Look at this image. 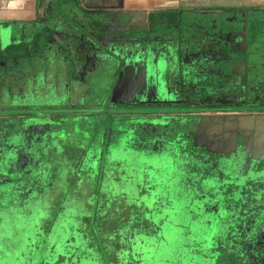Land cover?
<instances>
[{"label":"crops","instance_id":"1","mask_svg":"<svg viewBox=\"0 0 264 264\" xmlns=\"http://www.w3.org/2000/svg\"><path fill=\"white\" fill-rule=\"evenodd\" d=\"M79 12L88 23L77 24L81 30L74 22ZM91 41L98 46L93 49ZM91 50L111 55L113 64H101L104 76L86 72L83 56ZM0 74V91L15 93L22 103L28 101L23 93L35 85L55 93L50 99L58 102L55 107L63 100L77 104L99 89L98 82L105 88L104 102L179 103L185 108L165 113L166 125L176 123L169 132L176 131L186 145L227 160L244 147L247 157L264 161V111L193 109L264 107V0H0ZM158 115L146 125L157 124ZM64 147L66 152L72 147L69 139ZM149 150L144 154H155ZM112 152L125 164L139 153L119 144ZM37 173V189L27 199L58 186L47 158L39 161ZM133 173L140 176L138 169ZM135 181L128 185L146 193L145 181ZM107 192L111 197L113 191ZM144 239L131 238L130 264H147L144 255L153 248Z\"/></svg>","mask_w":264,"mask_h":264},{"label":"flooded vegetation","instance_id":"2","mask_svg":"<svg viewBox=\"0 0 264 264\" xmlns=\"http://www.w3.org/2000/svg\"><path fill=\"white\" fill-rule=\"evenodd\" d=\"M89 46L93 48L98 44L96 41L94 43L91 41ZM97 55L91 50L89 56H83V62L87 64L86 72L95 70L100 76L104 69V67L101 69V64L108 60L111 62L113 59H110L112 57L107 53H102L98 57ZM3 76L4 74H0V82L4 80ZM78 78L81 79L79 76ZM34 88L31 92L23 93V96H30L39 102V106L24 105L22 102L18 103L17 98L15 100L13 98V109H0V115H7L8 112L12 114L11 110H14V113L8 117L7 123L3 122L0 126L1 213H4L6 208L5 198L8 195L15 193L21 199L18 203L22 204V201L36 191L37 164L42 161V158L50 161L51 173L54 176L56 171L54 167L59 163L61 156H65L68 152V150L67 152L59 150L56 158L50 157V151L58 148L57 144H52L54 140L52 134L53 136L62 134L64 120L58 115V106L55 107L56 104L53 105L51 104L53 102L49 101L55 93H52L48 86H42L41 89L34 85ZM103 101L101 100L98 110H108L106 114L109 118L106 120L110 123L109 135L112 142H109L107 147L98 146L96 143L90 145L92 149L95 145L98 148V152L95 153L96 159L103 162L109 161V157L116 158L117 156L110 149L117 147L118 144L124 150L137 149L139 155L144 154L146 149H150L149 152L155 154L151 156L148 154L149 163L145 162L144 166L139 165L135 169H138L140 177L143 173L147 175L148 169L154 170L155 174L152 177L158 175L159 179V182H156V178L153 179L156 185L158 184L154 186L162 187L159 189V194L152 196L150 191L154 186L146 182L143 183L147 187L146 193H138V190L135 191L136 188L128 185L135 179L136 173L135 175L133 173L135 170L131 173H119L120 175H116V183L119 184L118 187L123 186L122 192L113 201L107 192L113 177L109 180V173H103L101 180L102 191L105 193L103 199L105 202H115L118 213H121V219L117 221L119 224L113 230L117 236V249L125 250V260L124 263L122 260L121 264H130L133 261L131 238L137 236L145 238L144 242L147 243L155 240L156 243L164 244L173 237L169 235H174L172 241L170 240L172 245L167 247L165 245L167 252H164L153 264L159 262V264H264L263 257L258 255L264 252V161L247 157L244 147L238 148L235 155L227 160L223 156L186 145L185 141L179 139L176 131L169 132L177 124H170V127L166 125L170 121L166 119L167 116L165 118V113H176L185 108L179 106V103L133 100L109 102L110 106L106 108L108 101ZM124 102H147L148 112L122 111L118 104ZM33 107L38 108L43 112V116L55 120L56 123L30 126L22 129L23 135H17L20 120L29 115ZM210 107L193 109L213 112L264 111L262 106L246 109L224 105L221 106L224 109L220 110H211ZM45 110L51 113L47 116ZM80 114L85 117L88 115L84 111ZM152 114H159V122L154 126L146 125L147 118ZM135 119L138 122H135ZM112 124L116 125L117 129L113 130ZM13 135L16 136V140L8 141ZM32 136L35 140H30ZM132 140L135 141L131 143ZM57 142L60 143L59 139ZM160 146L163 150L159 149ZM157 152L162 154L156 155ZM85 158L82 157L81 162ZM120 176L123 179L119 180ZM136 177L139 176L136 175ZM132 190L137 193L133 192L131 195ZM144 199L147 201L144 202L145 205L140 202ZM139 202L142 211L140 210L139 216L133 217L137 214ZM157 205H159V211ZM184 213L188 216H184ZM194 226H196L195 229ZM183 233L186 234L184 238H182ZM125 238L128 241H124ZM120 244L122 247H119ZM112 257L115 259L116 255ZM0 260H2L1 257Z\"/></svg>","mask_w":264,"mask_h":264},{"label":"rangeland","instance_id":"3","mask_svg":"<svg viewBox=\"0 0 264 264\" xmlns=\"http://www.w3.org/2000/svg\"><path fill=\"white\" fill-rule=\"evenodd\" d=\"M75 14L74 22L76 25L83 26L84 23H87V18L82 13ZM81 26H77V28H81ZM87 77L91 78L92 76L88 73ZM94 84L96 85V83ZM96 89L98 90L92 89L84 100H78L77 104H71V101L63 100L58 105V115L64 120V123H62L63 132L57 136L52 134L54 138L52 144H57L58 148L50 151V157L56 158L59 150L65 152L66 148L64 146L67 139H69L73 148H69L67 154L61 156V161L54 167L56 171L52 183L58 184V186L56 185L57 188L49 190V187H43L41 195H36L37 198L26 199L22 201V204L18 203L21 199L15 193L5 198L6 208L4 213L0 212V257L2 259L0 264H34V260L38 258L51 264L55 261L59 263V255L70 252L73 247H77L83 254H89L84 259L80 258L85 261V264H87V257L91 261H95L93 263L88 262L89 264H104L107 257H111L109 246L113 244L116 238L113 230L119 224L117 221L121 219V213H118L115 202H105L103 199L105 194L102 191L101 183L103 173H109V180L113 177L109 190L113 191L110 196L114 201V198L122 192V188L118 187L119 184L116 183V175L131 173L135 166H138V164L144 166L145 162L149 163L150 159L149 155L145 154L136 155L134 162L128 164L123 163L125 160L121 158L109 157V161L103 162L96 159L95 153L98 152V148L95 145L92 149L90 145L96 143L98 146L107 147L109 142H112L109 135L110 123L106 120L109 118V115L106 114L108 110H98L99 106L97 105L101 103L100 98L103 97L102 101L105 98L104 85H100V82H98ZM25 97L28 101H25L24 105L39 106V102L30 96L26 95ZM13 98L14 100L17 98L15 93L9 94L0 91V109H13ZM49 101L47 102L49 103ZM93 105L95 106L92 107ZM108 106H110L109 102L106 103V108ZM11 111L13 114L14 110ZM83 111L88 114L86 117L81 116L80 113ZM99 111L101 112L99 113ZM9 113L0 115V126L3 122L7 123L8 117L12 115ZM135 122L138 121L135 119ZM113 126L114 124L111 125L113 130L117 129L116 125ZM111 133L114 136L113 132ZM76 136L79 138L74 140ZM58 139L60 143L57 142ZM59 144L61 145L59 146ZM112 149L111 147L110 150ZM81 153L86 155L82 156ZM82 157L85 159L81 162ZM153 174H155V171L148 169L147 175L149 176L147 177L143 173L141 177H135V182L140 184L143 181H145L144 183L150 182V185L154 186L156 182H159V179L158 175L152 177ZM144 175L146 176L144 177ZM155 178L156 182L153 180ZM121 179H123L122 176L119 180ZM45 182H49V180H45ZM160 185L163 186L162 183ZM161 188L154 186L150 194L152 196L158 194ZM140 202L145 205L144 202L147 201L144 199ZM140 202L137 204V214L133 217L140 215ZM185 215L188 216L187 213H184ZM195 228L196 226H194ZM161 235L163 234L161 233ZM169 236L174 237V235ZM173 237L169 239L172 241ZM184 237H186L185 233L182 235V238ZM170 240L165 241L164 244L156 243L155 240L149 241V249L154 247L153 250H155L150 249V252L144 255L147 264L160 259L161 255L167 252L165 245L166 247L172 245ZM124 241L128 240L125 238ZM120 246L122 247L121 244ZM124 251L122 249L116 252L117 259L109 260L110 263L117 264L118 258L119 261L123 260L122 263H124ZM263 253H258V255L264 259ZM81 260L80 264H84Z\"/></svg>","mask_w":264,"mask_h":264},{"label":"trees","instance_id":"4","mask_svg":"<svg viewBox=\"0 0 264 264\" xmlns=\"http://www.w3.org/2000/svg\"><path fill=\"white\" fill-rule=\"evenodd\" d=\"M119 108H121L122 111H148V109L146 108L148 106V103L147 102H131V103H121V104H118ZM231 108V107H229ZM211 110H220V109H224L223 107L221 106H211L210 107ZM156 207H159V205H157ZM114 234V233H113ZM117 237V236H116ZM110 247V250H111V257H107V260L104 261V264H112L110 263L109 260H113L112 258V255H116V250L117 252H119V249L118 248V243H117V239L115 238L114 239V242ZM105 248V246L103 247V249ZM105 252V251H104ZM61 255V256H60ZM59 257V263H57L55 261V263H52V264H80V258H83L85 256H88L89 254L85 253H81L77 247H73L72 250H70V252H67V253H64V254H60ZM117 256V255H116ZM119 259V258H118ZM35 263L34 264H51V263H48L47 261H44L43 259H37V260H34ZM81 262H83L85 264V261L81 260ZM88 262H95L94 260H90L88 259L87 257V261L86 263L89 264ZM114 264V263H113ZM117 264H121V261H117Z\"/></svg>","mask_w":264,"mask_h":264},{"label":"water","instance_id":"5","mask_svg":"<svg viewBox=\"0 0 264 264\" xmlns=\"http://www.w3.org/2000/svg\"><path fill=\"white\" fill-rule=\"evenodd\" d=\"M111 62H112V64L114 63L113 60H111ZM115 62H117L116 59H115ZM109 63H110V61H107V64H109ZM101 72H103V73H101V76H104L105 68ZM46 110H45V113L48 116L51 113V111H46ZM138 112H142V111H138ZM20 121H21V122H19L20 125L17 128L18 131H21L22 129L28 128L30 126H39V125H42L44 123H46V124L56 123L55 120H52L49 117H46L45 115L43 116V112L40 111L38 108H32L29 115H27L25 118L21 119ZM15 140H16V138H15ZM158 194H159V192H158ZM157 210L159 211V207Z\"/></svg>","mask_w":264,"mask_h":264}]
</instances>
